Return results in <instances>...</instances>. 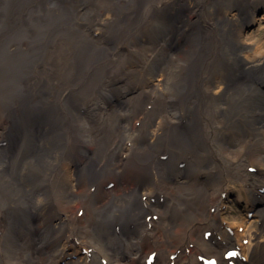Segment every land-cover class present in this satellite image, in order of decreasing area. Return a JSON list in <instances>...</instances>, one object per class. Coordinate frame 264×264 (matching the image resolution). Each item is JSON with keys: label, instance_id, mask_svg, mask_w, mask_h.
I'll return each mask as SVG.
<instances>
[{"label": "bare ground", "instance_id": "bare-ground-1", "mask_svg": "<svg viewBox=\"0 0 264 264\" xmlns=\"http://www.w3.org/2000/svg\"><path fill=\"white\" fill-rule=\"evenodd\" d=\"M261 20L264 0H0V264H264L240 168L264 179Z\"/></svg>", "mask_w": 264, "mask_h": 264}, {"label": "rangeland", "instance_id": "rangeland-1", "mask_svg": "<svg viewBox=\"0 0 264 264\" xmlns=\"http://www.w3.org/2000/svg\"><path fill=\"white\" fill-rule=\"evenodd\" d=\"M259 9V8H258ZM252 19H248L247 20V23H251ZM211 27V26H209ZM247 34H248V38L247 40L250 41V42H254V41H258V40H262L264 42V20H261L259 22H257L254 26H251V24H249L247 26ZM121 77L124 79V81H126L125 85L127 84H130L131 82V78L129 77L128 74H123L121 73ZM132 88L134 87V85L131 86ZM130 92H136L138 93L137 91L135 90H132ZM242 164V163H240ZM242 170L250 173V176H251V179L254 181V182H258V183H261V182H264V179H261L258 177L257 175V169L256 167L254 166H251V167H247V165H243L240 167ZM236 191V190H234ZM238 194V193H237ZM236 194V192H233L229 197L228 199L229 200H232V199H236L238 197V195ZM240 206V205H239ZM239 206L236 204L235 206V210H238L239 209ZM252 217V215H251ZM234 222L237 221V219H233ZM239 255V254H238Z\"/></svg>", "mask_w": 264, "mask_h": 264}]
</instances>
